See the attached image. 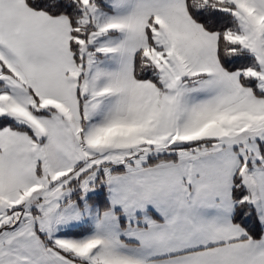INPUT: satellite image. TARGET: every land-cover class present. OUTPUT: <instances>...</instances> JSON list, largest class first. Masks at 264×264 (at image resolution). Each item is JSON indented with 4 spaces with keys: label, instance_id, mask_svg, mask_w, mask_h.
Masks as SVG:
<instances>
[{
    "label": "snow or ice",
    "instance_id": "obj_1",
    "mask_svg": "<svg viewBox=\"0 0 264 264\" xmlns=\"http://www.w3.org/2000/svg\"><path fill=\"white\" fill-rule=\"evenodd\" d=\"M0 264H264V0H0Z\"/></svg>",
    "mask_w": 264,
    "mask_h": 264
}]
</instances>
